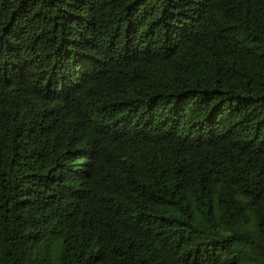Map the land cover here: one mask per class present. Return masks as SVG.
I'll return each mask as SVG.
<instances>
[{"label": "trees", "instance_id": "1", "mask_svg": "<svg viewBox=\"0 0 264 264\" xmlns=\"http://www.w3.org/2000/svg\"><path fill=\"white\" fill-rule=\"evenodd\" d=\"M0 264H264V0H0Z\"/></svg>", "mask_w": 264, "mask_h": 264}]
</instances>
